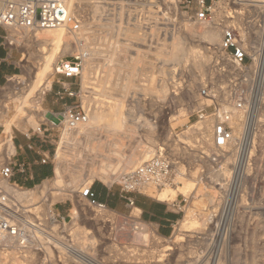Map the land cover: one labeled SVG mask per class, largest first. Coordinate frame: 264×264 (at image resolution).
<instances>
[{"label":"rangeland","instance_id":"1","mask_svg":"<svg viewBox=\"0 0 264 264\" xmlns=\"http://www.w3.org/2000/svg\"><path fill=\"white\" fill-rule=\"evenodd\" d=\"M79 1L80 7H78L77 17L82 16L81 20L83 21L81 22H99L111 13L110 8L112 6L108 3L109 0L107 2L106 0ZM197 1L192 0L189 7H180L177 0L121 1L125 9V17L122 23L125 28L122 29V33L124 31L122 38L127 37L122 42L125 41L124 43L130 46V52L128 53L129 58L126 66L118 67L122 70L120 84H122L124 89L129 90V96L132 95V92H138L135 97L139 96L140 98V100L135 98L132 103L134 106H132L133 111L131 110L130 114L137 124L135 131L133 133L130 132L132 135L127 133L128 129L125 127L109 124L111 120L109 113L112 107L120 99L124 98L117 94L119 92L115 84L118 85L119 81L115 77H107V70L111 68L108 65L111 64V61L104 59V57H99L95 62L97 67L95 64L88 66L85 61L82 74L72 80H68L62 74L56 73L54 66L60 59L72 61L76 60V57H82L80 49L84 42L80 41V44L74 33L66 31L60 41L46 45L29 40L26 41L22 38L20 39L22 41L17 43L15 39L18 36H13L9 28L6 29L7 42L19 52L21 71L17 75L12 76L7 85L0 90V131L3 130V125L8 126L12 128L13 136L15 130L28 132L32 129H38L40 125L47 126V124L52 122L58 124L60 119H64L60 114L62 110L53 108H57L58 102L52 96L53 92H49V90L53 85L70 86L76 92V95L69 96L67 91H63L61 96L64 100H68L71 103H81L86 107L91 104L92 106L89 109L92 108V113L95 110L94 106L97 107L98 105L97 108L102 117L96 129L97 131L94 133L98 139H95L93 143L101 148L100 151L103 150V153H107L109 149V152L115 153L113 154L115 157L118 154V158L119 156H129L133 152V154H139L141 158L135 165L137 166L142 160H145L146 155L152 154L159 146H164L172 153L175 163H179L186 173L184 182L176 181L177 171L175 164L170 182L165 187H185L186 183L191 184V182L193 184H191L192 187L190 188L185 187L187 189V194L184 195L186 201L183 200V195L180 193L176 197L171 194L170 197L163 199L169 203L176 200L181 205L179 208L181 217L175 224L174 232L169 236L161 235L153 224L144 221L139 211H135L134 207L122 213L107 205L105 218L100 219L99 216L97 217L95 215L96 211L102 208L92 205L86 199L77 197L80 193L72 192V188L69 186L70 179H73L75 175L78 178L77 174L79 175V172H76L78 168L74 170L72 169L73 166L70 168L71 171H66L63 175L59 174V176L56 172L54 177L36 187L19 189L24 192L33 190L34 193L29 197L27 196L30 199L29 202L20 200L31 205L29 208L33 207L35 211L41 209L44 216L46 215L44 212L47 207L45 203L57 196H59L57 197L58 199L61 198L60 201L51 204L49 208L53 211L52 205H54L65 217L62 220V224L64 223L65 225L61 232L71 233L72 231L75 241L74 250H78L77 248L80 247L83 252L81 254L77 251V259H73L72 256L68 255L66 253L68 234H61L60 232L58 234L60 239L58 240L65 241V243L63 242L65 249L59 247L64 264H69L70 260L74 264H92V262L93 264H124L123 261L126 260L124 256L127 251L133 255L130 261L133 264H264V153L262 143L257 144V151L247 159L248 161L246 160L244 164H240L233 156H228L226 159L216 158L215 151H210L211 158L204 157L203 159L200 151L208 145L211 135L206 140L200 137V134L187 137L192 127L200 122L197 111L202 107V98L199 94L201 88L213 81L222 83L224 78L221 77V69L216 64L219 59L218 46H211L209 42L200 36L190 40L182 35L187 26L189 30L194 26L199 29L205 26L193 17L192 9L199 7ZM206 1L213 4V14L215 16L217 15V5H221V2L225 5V11L218 20L223 29L228 24L226 23L227 19L238 18L239 15L245 19L250 15L261 16L264 14V0H251L252 2L250 0ZM94 4H97L96 8H93ZM215 16L212 23L215 22ZM154 18H158L157 24ZM115 20L113 30H117L116 27L120 24L119 20ZM138 20H140V23H137ZM108 21L104 19L102 22L107 24ZM105 26L107 25H104V28L100 30V32L103 31L101 41L99 40L100 42L97 41L96 43V46H102L101 48H105L104 50L108 47L107 45L111 38L109 33L106 34L108 26ZM13 41L14 43H12ZM177 42L178 45H176ZM123 46L126 47L122 45L120 48H124ZM190 46L192 48L190 51L191 55L185 56V53L183 54L182 52ZM44 47L46 52H43ZM179 48L182 52L179 51ZM103 55L107 56V52L105 51ZM195 55L203 62L196 63V59H193ZM106 61L107 64H105ZM119 63V60L116 61V64ZM104 64L107 66L105 67ZM168 67L169 69H178L177 75H175L176 79L174 78L173 80L177 81L181 86H176L178 89L174 87L170 89V92L171 90L173 91L172 95L178 94L176 101L173 100L174 102L172 101L171 103L170 99H168V102H165V107H161L160 104L163 101L159 100V97L157 98L158 90L160 89L158 84L164 78L162 68L167 69ZM130 75L133 76L130 77ZM170 75L167 74L165 76L170 78ZM87 76L91 78L93 83H96V86L97 84L99 86V91H97L99 95L95 97L98 98L96 99L97 102L93 103L91 100L89 105L84 102V96L88 93L82 90L83 81ZM135 76L137 77L135 78ZM170 80L172 81V78ZM61 82L64 84H61ZM107 82L110 87L107 86ZM20 94L21 98L17 100ZM58 101H61V99ZM4 108L7 112H4ZM109 129H113L114 134L113 132H108ZM51 132L56 136L57 151L52 158L56 168L59 155L65 145L63 137L65 130L62 126L58 125L57 127L54 124L51 126ZM116 135L119 136L117 137ZM113 136L114 138H112ZM78 142L83 143V145L85 142L87 143L85 140ZM118 143H121L120 147ZM84 148L88 150L91 147L88 146L86 148V145H84L81 149L84 150ZM206 151L208 150L206 149ZM189 152L197 154L198 157L189 155ZM71 155L70 160H73L74 158ZM10 156L8 155V157ZM8 157L5 154H0V168L7 163ZM113 164H115V166L112 165L115 177L120 170L119 166L122 164L121 161ZM239 164L242 172L240 175L236 173ZM221 168L228 169L226 175L221 176L219 174ZM72 170L75 172H72ZM95 177L92 180L90 178V181L88 180L89 182H87L94 185L104 182L101 178ZM110 182L111 180L108 185H110ZM113 182H115V187L119 186L117 178L114 181L112 180L111 184ZM104 183L107 184V182ZM2 184L4 183L2 182ZM3 186L5 188V185ZM83 187H86V185ZM146 193L156 199H160L157 195L158 191L153 187L147 188ZM99 195H101V192ZM82 203H85V206ZM191 210L199 218L197 226L189 229L190 231H179L181 227L183 230L188 212ZM104 224L108 225V227ZM133 225H142L141 227L146 229L148 233L145 236L148 239H146L147 242L143 238L144 235H139V232L133 230ZM261 225L262 227H260ZM131 233L132 235L130 236ZM61 235L66 238H61ZM234 240L236 241L234 242ZM113 247H116V250ZM170 247H173V249L170 250ZM51 256L54 257L53 254ZM90 256L92 259H90ZM30 257L31 259H25L24 263L21 260L16 261L17 258L13 255L12 259L15 263L11 261L10 264H40V259L38 257L35 259L34 254H30ZM209 258L213 261L212 263L211 261L208 263ZM1 262L2 264L8 263L6 260ZM57 263L58 261H55L54 264Z\"/></svg>","mask_w":264,"mask_h":264},{"label":"built area","instance_id":"2","mask_svg":"<svg viewBox=\"0 0 264 264\" xmlns=\"http://www.w3.org/2000/svg\"><path fill=\"white\" fill-rule=\"evenodd\" d=\"M177 3L180 7H189L192 0H177ZM197 3L199 7L192 9L193 17L199 22L212 21L215 16L213 4L206 0H198ZM239 17L242 18L241 15ZM81 19L82 16L77 17L67 8L65 0H0V28L5 30L8 27L28 30L66 27L78 31ZM217 49L219 59L216 64L224 78L222 83H207L199 92L202 107L197 115L200 121L210 123L211 131L210 141L200 153L203 159H209L210 151H215L216 158L233 156L237 162L244 164L257 151L258 143H262L264 153V14L242 18L241 23L236 22V18L230 20L224 27ZM82 63V57L72 61L60 59L55 71L66 78H75L81 75ZM66 90L69 96L76 95L71 88L66 87ZM60 114L67 125L74 128L89 120L90 109L81 103H71ZM235 114L239 115V126L233 123ZM47 125L51 127L54 122ZM11 161L10 156L0 168V264L2 260H6L7 264L11 261L15 263L13 255L16 261L24 262L31 259L30 254H34L35 259L38 257L40 264H54L55 261L64 264L60 246L55 245L53 240L60 239L58 234L63 230L65 224L62 220L65 217L52 205L53 211L45 218L41 209L35 211L33 207L29 208L31 205L5 190L3 181H8L14 188H23L10 182L13 173ZM174 162L170 150L159 146L133 169L122 173L117 179L118 185L123 194L146 192L149 187L159 191L170 182ZM81 196L92 205L107 208V204L97 198L93 183L83 187ZM183 200L186 201L184 195ZM128 202L134 207L131 198ZM180 207L179 203L178 209ZM66 234V253L77 259L74 233ZM47 247L52 253L47 251ZM69 264L74 263L70 260Z\"/></svg>","mask_w":264,"mask_h":264},{"label":"bare ground","instance_id":"3","mask_svg":"<svg viewBox=\"0 0 264 264\" xmlns=\"http://www.w3.org/2000/svg\"><path fill=\"white\" fill-rule=\"evenodd\" d=\"M66 1V5H67V8L75 13L77 16H78V12H79V8L80 7V4H79V0H65ZM123 0H111V1H108V3L112 6L110 9H111V13L108 14V16L104 17L101 21L97 22V21H88V22H81V27L78 31H72L70 30L69 28H66V27H57V28H46V29H35V30H28V29H25V28H22V27H8L9 30L13 33L12 35L13 36H18L17 39H15V42L17 43H20V39L22 38L23 40L25 39L26 41L29 40V41H32V42H37L38 44H50L52 42H58L60 41L63 36L66 34V31H69L71 33H74L80 43V41L84 42L82 43V47L80 49V52H81V56L83 58V63H82V70H83V66H84V62L86 61L88 66H92V65H96L97 67V63H95L99 57H104V59L106 58L107 60L111 61V64L108 65V66H111V68H109V70H107L105 68V70H107V77H115L119 83L118 85L115 84L116 86V89L119 93V96H122L124 98L120 99L119 102H116L115 103V106L112 107L111 111H110V121H109V124L110 125H113V126H119V127H125L128 129V132L127 133H130V132H134L136 127H137V124H136V120H134L132 118V115L130 114L133 110H132V106H134L132 103L133 101L135 100V98H137L138 100H140L139 96L135 97L136 95H138L137 93L138 92H132L131 96H129V90L128 89H124L122 87V84H120V81L122 80L120 77H122V70H120L118 67L119 66H126V62L128 61V58H129V52H130V46H128V44H125L124 42H122L123 40H126V38H122V35L124 33H122V29L125 28L124 26H122V23H123V18L125 17L124 16V12H125V9H124V5L123 3L121 2ZM251 1V0H250ZM254 1V0H252ZM251 1V2H252ZM96 2V1H95ZM248 2V1H247ZM257 2V1H256ZM259 2V1H258ZM92 5V4H91ZM216 6V4H215ZM97 7V4H94L93 5V8H96ZM82 9V8H80ZM225 11V5H223V3L221 2V5H217V17L215 16V22L212 23V21H206V22H199V23H203L205 26L204 28L202 29H199L197 28L196 26H194L191 30H189V28L187 29V27H185L184 31L182 33L183 37L185 38H189L190 40H193V38H197L198 36H200L202 39L206 40L207 42H209V44L211 46H219L221 41H222V37H223V32H224V29L223 27L221 26V24L218 23V20L219 18L222 16L221 14ZM127 12V11H126ZM154 12V11H153ZM156 13V12H155ZM107 15V14H106ZM111 15V17H110ZM113 15V17H112ZM117 16V17H116ZM103 17V16H102ZM158 17V16H157ZM89 18V17H88ZM109 20L108 23L104 24L102 21L103 20ZM119 20L120 21V24L118 27H116L117 30H113V28L115 27V24L114 22H116V20ZM155 19V23L157 24V21H158V18H154ZM241 19L240 17L236 18V22H241ZM90 20V19H89ZM226 20V19H225ZM83 21V20H82ZM112 21V23H111ZM154 21V20H153ZM230 20H226V23H229ZM137 23H140V20L137 21ZM144 23V22H143ZM142 23V24H143ZM104 25H107L108 26V29L106 30V34H110L111 35V38L109 40V44L107 45L108 47H106V50L102 49L101 47H98L96 46V43L97 41H99L101 39V34L102 32H100V30H102L104 28ZM105 26V27H107ZM136 26V25H135ZM139 27V26H138ZM137 27V28H138ZM141 28H142V25H141ZM88 29V30H87ZM133 29V28H132ZM133 32V30H131ZM135 31V30H134ZM129 32V31H128ZM131 32V34H132ZM135 33V32H134ZM180 33V32H179ZM177 34V33H176ZM128 36V34H126ZM68 36V35H66ZM134 36V35H133ZM175 36V35H174ZM105 37V36H104ZM129 37V36H128ZM132 37V36H130ZM199 37V38H200ZM186 39V40H187ZM101 41V40H100ZM99 41V42H100ZM112 41V42H111ZM205 41V42H206ZM134 43V41H132ZM14 43V41L12 42ZM24 44V43H23ZM30 44V43H29ZM69 44V43H68ZM68 44H66V46H68ZM81 44V43H80ZM33 45V44H32ZM36 45V43H35ZM122 45H125L126 47L124 48H120V46L122 47ZM178 45V42L177 44ZM81 46V45H80ZM28 47V46H27ZM26 47V48H27ZM30 47V46H29ZM79 47V46H78ZM77 47V48H78ZM176 48H178L176 46ZM45 47H44V51L43 52H46L45 51ZM175 49V48H174ZM191 46L188 47L187 49H184V51L182 52L179 48V51L182 52L185 56L186 55H191ZM107 52V56H104L103 53L104 52ZM173 51V49H172ZM210 51V50H209ZM175 52V50H174ZM178 52V51H177ZM42 53V52H41ZM181 53V54H182ZM80 56V55H79ZM192 57V56H191ZM164 58V57H163ZM172 59V58H171ZM190 59V58H188ZM192 59V58H191ZM193 59L196 61V63L198 62H203V61H200L198 59V56L195 55L193 57ZM208 59V58H207ZM120 61L119 64H116V61ZM176 60V59H175ZM174 60V62L176 63V61ZM205 60V59H204ZM179 61V60H178ZM191 61V60H190ZM171 62V61H170ZM206 62V61H205ZM57 63V62H56ZM110 63V62H109ZM193 63V62H192ZM107 64V61L106 63ZM104 64V65H105ZM133 64V63H132ZM213 64V62H212ZM56 65V64H55ZM135 65V63H134ZM139 65V64H138ZM137 65V67H138ZM208 65V64H207ZM107 65H105L106 67ZM166 67V65H164ZM168 66V65H167ZM212 66V65H211ZM55 67V66H54ZM140 67V66H139ZM172 67V66H170ZM174 67V66H173ZM213 67V66H212ZM97 69V68H96ZM116 69V70H114ZM139 69V68H138ZM212 69V68H211ZM125 70V69H124ZM167 70V71H166ZM181 70V69H179ZM134 71V70H133ZM161 72V70H160ZM177 72H178V69H169V67L167 69H164L162 68V73L164 75V78L160 81V83L158 84L160 86V89L158 90V96L157 98L159 97V100L163 101L162 104H160L161 107H165L166 103L165 102H168V99H170L171 103L172 101H176L175 99H177V95H172V90L170 92V89L172 87L178 89V87L176 86H179L180 84L173 80L175 78V75H177ZM181 72V71H179ZM213 72V71H212ZM96 73V72H94ZM136 73V72H135ZM139 73V72H138ZM81 74H82V71H81ZM88 74V73H87ZM126 74V73H124ZM167 74H171L170 75V78H168ZM135 75V74H134ZM139 75V74H138ZM96 76V75H95ZM133 76V75H132ZM130 75V77H132ZM99 78V76H97ZM137 76H135L136 78ZM139 77V76H138ZM86 78V77H85ZM107 78V79H108ZM172 78V81L170 82L169 79ZM132 79V78H131ZM176 79V78H175ZM102 80V79H101ZM111 80V78H110ZM109 80V81H110ZM154 80V79H153ZM95 81V80H94ZM99 81V80H98ZM138 81V80H137ZM106 82V81H104ZM110 83V82H109ZM107 86L108 85V82L106 83ZM131 84V83H130ZM136 84V83H135ZM142 85V84H141ZM98 86V84H97ZM96 86V83L92 82L91 81V78H89L87 76L86 79H84L83 81V84H82V90H84L85 92H87L88 94H86L84 97V102H86L88 105L90 104L91 100L93 103L97 102L96 99L98 98H95L98 94L97 91H99V86L97 88ZM104 86V85H103ZM181 86V85H180ZM16 87V86H15ZM101 87V86H100ZM110 87V86H109ZM108 87V88H109ZM147 87V86H146ZM104 88V87H103ZM114 88V87H113ZM149 88V87H148ZM49 89V88H48ZM173 89V88H172ZM175 89V90H176ZM103 91V90H102ZM136 91V90H135ZM178 91V90H177ZM102 93V92H101ZM176 94V93H175ZM102 95V94H101ZM106 96V95H105ZM21 98V94L18 95V98L17 100H19ZM131 98V99H130ZM16 99V98H15ZM179 99V98H178ZM110 100V99H109ZM155 100V99H154ZM173 101V102H174ZM92 103V104H93ZM103 103V102H102ZM154 103V102H153ZM97 104V103H96ZM94 104V105H96ZM99 104V103H98ZM101 104V103H100ZM104 104V103H103ZM146 105V104H145ZM158 105V104H157ZM92 105L90 104L89 107H91ZM101 106V105H100ZM95 107V110L93 111L92 113V108L90 109V114H89V120L86 121V122H83V123H80L78 124L76 127L74 128H71L67 125V123L65 122L64 119H60L59 123L57 124L56 122H54L55 126L58 127L59 126H62V128H64L65 130V133H64V147H63V150L62 152L60 153L59 155V158H58V163H57V166L55 168V173L57 172L58 176L59 174L60 175H63L64 172L66 171H71L70 168H73L75 170V168H78L76 169V172H79V175L77 174L78 178L76 177V175L73 177V179H70V187L72 188V192L76 193H80L77 195V197L81 198V199H85L81 196V191H83V186L86 185H90L88 182L90 181V178L91 180L97 176L98 178H101V180H103L104 182H107V184H109L108 182L111 180L114 181L116 178L118 179L119 176L122 174V173H125L127 172L128 170H131L134 168V166L137 164L138 160L141 158L139 156V154H130L129 156H119V158L117 157L118 154H116L117 156L115 157L113 154L115 153H111L109 152V149H108V152L107 153H103L99 148V146L97 144H94L93 141L95 139H98L96 136H95V131H97V127L99 126V123H100V120H101V113L99 111V109L97 108L96 106ZM93 107V109H94ZM156 107V106H155ZM105 109V108H104ZM108 109V108H107ZM134 109V108H133ZM101 110V109H100ZM103 110V109H102ZM132 110V111H131ZM22 111V110H21ZM4 112H7L5 111L4 109ZM103 112V111H102ZM152 112V111H151ZM22 114V113H21ZM106 117V116H105ZM30 118V117H29ZM32 118V117H31ZM34 118V117H33ZM104 118V117H103ZM18 119V118H17ZM105 119V118H104ZM103 119V120H104ZM136 119V118H135ZM34 120V119H33ZM239 115L238 114H235L234 115V120H233V123L236 124L237 126H239ZM109 125V126H110ZM195 125V124H194ZM108 131V130H107ZM108 132H113V129H109ZM146 133V132H145ZM114 134V132H113ZM131 134V133H130ZM152 134V133H150ZM195 134H200L203 139H207L210 135H211V131H210V123L208 122H203V121H200L198 124H196L195 126L192 127L191 131L189 134H187V137H190L191 135H195ZM128 135V134H127ZM132 135V134H131ZM109 136V135H108ZM117 136V135H116ZM119 136V135H118ZM117 136V137H118ZM130 136V135H129ZM114 138V136L112 137ZM125 138V137H124ZM101 139V138H99ZM116 139V138H115ZM119 139V138H118ZM122 140V138H120ZM130 139V138H129ZM186 139V138H185ZM188 139V138H187ZM82 140H85L87 141V143L84 145H86V148L91 147L90 149L88 148V150H86L84 148V150H82L81 148L84 147L83 143H79L78 141H82ZM112 141V140H111ZM151 141V140H150ZM106 144V143H105ZM104 144V145H105ZM108 144V143H107ZM110 144V142H109ZM112 144V143H111ZM115 144H116V141H115ZM120 144V145H119ZM119 147L121 146V143H118ZM123 145V144H122ZM102 146V145H101ZM137 146V145H136ZM112 148V147H111ZM110 148V149H111ZM115 148V147H114ZM113 148V149H114ZM8 150L9 153H13V151H10V150H14V147L12 144H8V148H6ZM104 149H105V146H104ZM3 148H0V153L2 152ZM82 150V151H81ZM112 150V149H111ZM110 150V151H111ZM118 150V149H116ZM133 150V149H132ZM88 151V152H87ZM124 151V150H123ZM145 151V150H144ZM181 151V150H180ZM137 153V152H135ZM153 153V152H152ZM73 154V155H71ZM189 155H193V157H198L197 154L195 153H191L189 152L188 153ZM70 155L73 156V160H70ZM115 157H113V156ZM151 154L149 155H146V158H148ZM145 158V159H146ZM230 159V158H229ZM121 161V166H119V172L116 173V176L114 177L115 174H113V167L112 165L115 166V164H113L114 162H118ZM193 161V160H192ZM73 162V164H72ZM72 165H71V164ZM175 163V162H174ZM98 164V166H97ZM176 164V171H177V177H176V181H183L184 178H185V171L183 170V168L181 167V165L179 163H175ZM174 164V165H175ZM241 164V163H240ZM240 164L238 165L239 167H237V174H241V170H240ZM72 170V172L74 171ZM75 172V171H74ZM228 172V169L227 168H221L220 171H219V174L221 176L223 175H226V173ZM71 174V173H70ZM72 175V174H71ZM72 177V176H71ZM96 178V177H95ZM195 178V177H194ZM188 179V178H187ZM89 180V181H88ZM88 181V182H87ZM189 181V180H188ZM191 181V180H190ZM103 182V183H104ZM110 182V184H111ZM184 182V181H183ZM3 185H5V190H7L9 193L11 194H14L15 196H17L18 199H22L26 202H29L30 199L28 198L30 195H32L33 190H26L25 192L24 191H21L19 190L18 188H14L13 186H10L9 182L8 181H3ZM192 184V182H191ZM191 184H188L186 183L185 184V187L186 188H190L192 187ZM222 186V185H221ZM185 187H182V186H177V187H170V186H167L161 190L158 191V197L163 200V199H166L167 197H170V195L172 194L173 197H176V195L178 193L182 194V195H185L187 194V189ZM60 189H63V188H60ZM192 189V188H191ZM190 189V190H191ZM29 191V192H28ZM192 193V192H191ZM190 194V193H189ZM28 196V197H27ZM188 196V195H187ZM59 197V196H57ZM57 197H54L53 199H49L47 203V207L45 208V216H49L50 215V211H52L49 207L51 204H53L54 202L56 201H60V199H58ZM34 198V197H33ZM64 198V197H63ZM78 199V198H77ZM159 199V200H160ZM83 206H85V203H82ZM81 205V207H82ZM218 207V206H217ZM85 209V208H83ZM199 209V208H198ZM87 210V209H86ZM100 210H106L105 208H102ZM100 210H97L96 212V216L100 219H103L105 218V216L107 215L106 211H100ZM136 211V210H135ZM138 211V210H137ZM138 214V213H137ZM259 214V213H258ZM135 215V214H134ZM226 217V216H225ZM114 218V216H113ZM198 216L195 214V212L193 210L189 211L188 212V215H187V221L186 223L183 225V230H182V227L179 229V231H190L189 229H192L193 227L197 226L198 224ZM255 222V221H254ZM264 222V221H263ZM103 223V222H102ZM237 223V222H236ZM256 223V222H255ZM254 223V225H255ZM235 224V222H234ZM238 224V223H237ZM97 225V224H96ZM106 225V224H104ZM137 225V224H136ZM253 225V226H254ZM257 225V224H256ZM108 227V225H106ZM127 226V225H126ZM142 226V225H141ZM141 226H132L133 227V230L135 232H139V235H144V240L145 242L147 238H145V236H147V231L146 229L142 228ZM103 227V226H102ZM131 227V226H130ZM262 227V225L260 226ZM103 228H106V227H103ZM242 228V227H241ZM240 228V229H241ZM252 228V227H250ZM130 229V228H129ZM237 229V228H236ZM260 230V229H259ZM109 231V230H108ZM129 231V230H128ZM240 231V230H239ZM107 232V231H106ZM227 232V230H226ZM229 232V231H228ZM128 233V232H127ZM257 233V232H256ZM137 234V233H136ZM237 234V232H236ZM239 234V233H238ZM129 235V234H128ZM132 235V233L130 234V236ZM227 236V234H225ZM222 236V235H221ZM224 236V234H223ZM236 236V235H235ZM140 237V236H139ZM142 237V236H141ZM61 238H66L65 236H62L61 235ZM142 238V239H143ZM221 238V237H220ZM242 238V237H241ZM44 239V238H42ZM41 239V241H42ZM238 239V238H237ZM236 239V240H237ZM248 239V238H247ZM148 240V239H147ZM234 240V242L236 241ZM53 242L55 243V245H58L60 246V248L62 249H65L64 245H63V242L65 243V241H61V240H53ZM238 242V241H237ZM132 244V243H131ZM227 244V243H226ZM135 245V243H134ZM112 246V245H111ZM137 246V245H135ZM115 248L116 250V247H113V249ZM149 248V247H148ZM175 248V247H174ZM78 250H74L75 253L80 252L81 254H83L82 252V249L77 248ZM173 247H170V250H172ZM47 251L52 253V250L50 248L47 247ZM61 251V250H60ZM140 252V251H139ZM123 253V252H122ZM125 253V252H124ZM221 253V251H220ZM167 254V253H166ZM175 255V254H174ZM126 260L123 261L124 264H133V262H130L131 259L133 258V255L130 254L129 251L126 252L125 256ZM167 258V256H166ZM172 258V257H171ZM218 258V257H217ZM90 259H92V257L90 256ZM210 259V258H209ZM219 259V258H218ZM223 259V258H222ZM254 259V258H253ZM196 260V259H195ZM208 260V258H207ZM220 260V259H219ZM224 260V259H223ZM211 261V259L208 261V263ZM205 262V260H204ZM203 262V263H204ZM213 261H211L212 263ZM217 262H219L217 260ZM221 262V261H220ZM191 263V262H190ZM256 263V262H255ZM93 264V262H92ZM95 264V263H94ZM192 264V263H191ZM250 264V263H249ZM254 264V263H252Z\"/></svg>","mask_w":264,"mask_h":264},{"label":"crops","instance_id":"4","mask_svg":"<svg viewBox=\"0 0 264 264\" xmlns=\"http://www.w3.org/2000/svg\"><path fill=\"white\" fill-rule=\"evenodd\" d=\"M6 34L7 31L0 28V90L7 85L12 76L21 71L19 52L7 42ZM63 91H67L65 85H53L49 90L53 92L52 96L58 102L57 108L53 107L54 109L63 110L66 105L71 104L62 98ZM60 99L61 101H58ZM3 127L0 131V147L3 148L0 154H5L6 157L11 155L13 173L10 182L29 189L54 177L55 165L52 158L57 151L56 136L51 132L49 125H41L40 129L28 132L15 130L13 136L12 128L4 125ZM8 144L14 147V150H10L13 151L12 154L6 149ZM93 188L101 202L122 213L132 208L128 202V198H131L134 201V209L139 211L141 218L153 224L163 236H169L174 232L175 224L181 217V211L178 209L180 202L177 201L169 203L142 191L123 194L120 187H115L114 184L98 183L93 184Z\"/></svg>","mask_w":264,"mask_h":264}]
</instances>
